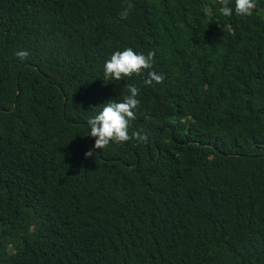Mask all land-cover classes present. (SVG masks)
Returning <instances> with one entry per match:
<instances>
[{"label": "trees", "instance_id": "1", "mask_svg": "<svg viewBox=\"0 0 264 264\" xmlns=\"http://www.w3.org/2000/svg\"><path fill=\"white\" fill-rule=\"evenodd\" d=\"M130 2L0 0V264H264V0ZM128 47L163 84L104 79ZM129 85L145 139L95 149Z\"/></svg>", "mask_w": 264, "mask_h": 264}, {"label": "clouds", "instance_id": "2", "mask_svg": "<svg viewBox=\"0 0 264 264\" xmlns=\"http://www.w3.org/2000/svg\"><path fill=\"white\" fill-rule=\"evenodd\" d=\"M134 5L130 0H125L122 11L119 14L121 20H125L133 10ZM256 8V0H235L234 9L228 6V0H223V6L219 12L224 17H231L233 12L239 17H250ZM27 50L16 52V56L23 60L29 57ZM155 53L149 51L147 55L137 53L131 47L123 51H115L104 64V79L121 81L131 78L133 75H145L144 83L148 86L163 84L165 76L154 70ZM128 95L121 101L110 100L100 106L101 110L94 117L87 120L91 137L95 138V149H105L111 143L122 144L130 140L143 141L145 138L139 132L129 134L131 121L137 118V110L141 101L138 99L139 89L134 85L128 86ZM93 151L85 154L86 158L94 156Z\"/></svg>", "mask_w": 264, "mask_h": 264}]
</instances>
